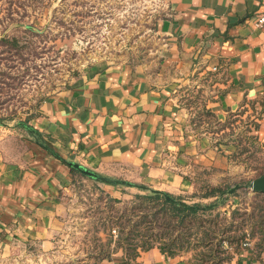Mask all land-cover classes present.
<instances>
[{
	"label": "crops",
	"instance_id": "1",
	"mask_svg": "<svg viewBox=\"0 0 264 264\" xmlns=\"http://www.w3.org/2000/svg\"><path fill=\"white\" fill-rule=\"evenodd\" d=\"M165 11L154 59L86 68L38 103L28 120L37 133L0 125L2 255L56 247L72 179L63 160L184 196L198 177L215 185L242 170L230 158L242 120L264 141V25H255L264 0H167ZM120 188L139 192L105 186ZM233 263L264 264V256L241 247ZM96 264L123 263L114 255ZM135 264L190 263L152 247Z\"/></svg>",
	"mask_w": 264,
	"mask_h": 264
},
{
	"label": "rangeland",
	"instance_id": "2",
	"mask_svg": "<svg viewBox=\"0 0 264 264\" xmlns=\"http://www.w3.org/2000/svg\"><path fill=\"white\" fill-rule=\"evenodd\" d=\"M19 1L29 4L28 17L22 24H31L34 32L28 34L12 25L7 27L8 35L18 39L16 45L9 44L7 48L13 52L16 48L19 58L3 52L4 47L0 45V56L13 57L12 67L5 65V61L0 65V123L4 122L6 127H13L33 114L40 101L66 86L86 68L148 62L161 46L157 28L166 12L167 0ZM250 127L251 121L242 120V144L233 154V160L242 170L224 184L241 186L228 199L231 208L227 221L219 224L229 229H234L231 223L242 224V228L224 234L230 241H223V251L218 257L210 255L206 247H200L199 235L189 237L187 250L179 256L190 264H235L236 251L242 242L253 246L256 241L248 236L250 230L243 223V217L231 218L229 213L237 208L243 214L253 205L260 206L261 213L264 212V200L247 187L251 180L264 173V141L247 131ZM74 178L60 199L57 219L61 225L53 251L41 254L33 249L17 248L2 255L0 250V264H96L102 258L122 254L116 246L119 227L109 220H115L126 209L128 213L136 193L126 190L121 196L104 197L92 179L80 174ZM190 194H184L187 203L197 199L189 198ZM114 199L120 201L114 202Z\"/></svg>",
	"mask_w": 264,
	"mask_h": 264
},
{
	"label": "trees",
	"instance_id": "3",
	"mask_svg": "<svg viewBox=\"0 0 264 264\" xmlns=\"http://www.w3.org/2000/svg\"><path fill=\"white\" fill-rule=\"evenodd\" d=\"M29 1L27 0V2ZM28 5L19 0H2L0 3V13L2 12L0 14V25L5 23L4 27L0 30V45L4 47L3 52L10 53L12 54L11 56H16L17 58H19L17 56V49L14 48L15 52H13L7 47H9V44L16 45L18 39L16 36L10 37L6 29L9 25H12L28 34L34 32L31 24L29 25L32 28H25L22 24L23 19L28 17ZM18 8L22 9V12ZM11 58L0 56V65L2 61H5L7 62L5 65L7 64L9 68L12 67L10 64ZM199 115L213 120L212 114L209 111L199 112ZM30 117L31 115H28L24 120L17 122L15 126L35 132L28 124ZM213 123L217 126L215 128L217 130L220 125L216 122ZM0 125L6 126L4 122L0 123ZM232 141L236 147L230 157L233 160V154L237 153L242 144V132L241 134H236ZM63 161L72 173L71 182L75 181V174L92 179L96 183V189L104 193V197L112 194L117 197L127 192L120 188L119 190L115 189L112 193L110 190L105 189L107 185L118 187L129 186L139 190V192H135L133 204L129 212L127 213L126 209L115 220L113 218L109 220L112 224L114 223L119 227L116 246L122 250L121 258L123 264H135V259L140 252L149 250L152 247H158L162 253L168 256H179L180 252L182 253L187 250L188 238L192 235H199L200 247H206V251L210 255L218 257L223 251V241H230L229 238H225L224 234L229 230L240 231L242 228V224L231 223L234 229L219 225L221 221H227V212L231 208V205L227 202L229 197L236 195V189L241 186L239 184L230 186L224 185V182L213 185L206 182L205 179L198 177L194 181V191L189 195V198L197 199L192 203H187L183 195H174L169 192L149 188L143 184L105 176L87 169L78 163ZM98 183H103L104 186L101 188ZM235 186H238V188H235ZM247 187L250 188V183ZM252 192L255 196L264 200V193L253 190ZM119 201V199H114V202ZM261 210L260 206L253 205L250 211H243V214H239L237 208L229 212L231 218L237 215L243 217V223L248 225L250 230L248 236L251 239H256L253 246L246 241L242 242V247L248 248L254 259H261L264 256L262 248V243H264V212L261 213ZM240 251L241 247L236 251L238 256Z\"/></svg>",
	"mask_w": 264,
	"mask_h": 264
},
{
	"label": "water",
	"instance_id": "4",
	"mask_svg": "<svg viewBox=\"0 0 264 264\" xmlns=\"http://www.w3.org/2000/svg\"><path fill=\"white\" fill-rule=\"evenodd\" d=\"M25 28H32L29 24H23ZM86 173H89L88 171H85ZM235 188H238V186H235ZM250 188L253 191H258L261 193H264V173L260 175L259 177L253 179L250 181ZM232 191V190H230Z\"/></svg>",
	"mask_w": 264,
	"mask_h": 264
},
{
	"label": "built area",
	"instance_id": "5",
	"mask_svg": "<svg viewBox=\"0 0 264 264\" xmlns=\"http://www.w3.org/2000/svg\"><path fill=\"white\" fill-rule=\"evenodd\" d=\"M255 25L257 26L264 25V11L257 15L255 19Z\"/></svg>",
	"mask_w": 264,
	"mask_h": 264
}]
</instances>
